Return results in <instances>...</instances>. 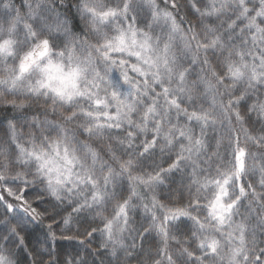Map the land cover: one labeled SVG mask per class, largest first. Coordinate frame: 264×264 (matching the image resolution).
<instances>
[{
	"label": "clouds",
	"instance_id": "9594fccd",
	"mask_svg": "<svg viewBox=\"0 0 264 264\" xmlns=\"http://www.w3.org/2000/svg\"><path fill=\"white\" fill-rule=\"evenodd\" d=\"M0 264H264V0H0Z\"/></svg>",
	"mask_w": 264,
	"mask_h": 264
}]
</instances>
